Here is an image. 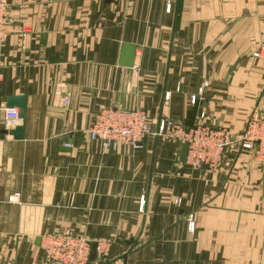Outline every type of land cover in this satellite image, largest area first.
<instances>
[{
	"label": "crops",
	"instance_id": "0c3cea01",
	"mask_svg": "<svg viewBox=\"0 0 264 264\" xmlns=\"http://www.w3.org/2000/svg\"><path fill=\"white\" fill-rule=\"evenodd\" d=\"M10 12L0 264H42V238L65 231L107 245L90 264H264V167L240 147L210 171L160 136L115 149L87 133L110 106L186 126L193 95L211 126L242 132L264 109V0H173L170 12L160 0H10ZM124 44L133 66L119 63ZM13 95L27 97L9 128L24 123L23 138L1 132Z\"/></svg>",
	"mask_w": 264,
	"mask_h": 264
},
{
	"label": "built area",
	"instance_id": "2783aa9c",
	"mask_svg": "<svg viewBox=\"0 0 264 264\" xmlns=\"http://www.w3.org/2000/svg\"><path fill=\"white\" fill-rule=\"evenodd\" d=\"M171 11L173 0H160ZM10 0H0V42L8 36L10 23ZM66 84H57V94H61ZM199 90V94L202 93ZM199 95L191 101L196 104ZM69 103V98L65 99ZM3 125L11 128L20 121L18 108H4ZM208 114L199 110L191 127L178 123L170 116H163L154 125L148 113L141 108L105 107L100 109L87 130L88 136L98 141L104 148H117L126 145L133 149L143 147L150 135L160 136L180 145H188L187 160L196 168L217 170L224 159L227 149L238 146L249 158L264 167V109H254L245 129L234 134L228 127H213L207 122ZM144 203V198L143 201ZM143 208V204H142ZM189 229L193 230L195 221L189 217ZM44 253L42 264H90L92 241L71 231L61 234L48 233L41 241ZM97 256L104 257L108 247L104 242L97 243Z\"/></svg>",
	"mask_w": 264,
	"mask_h": 264
},
{
	"label": "water",
	"instance_id": "95a60500",
	"mask_svg": "<svg viewBox=\"0 0 264 264\" xmlns=\"http://www.w3.org/2000/svg\"><path fill=\"white\" fill-rule=\"evenodd\" d=\"M42 37H45V34H43ZM135 51H136V47L134 45L124 44L119 62L120 65L133 66L135 60ZM12 107L19 108L21 110L20 118L24 120L27 112V97L25 95L9 96L6 100V108H12ZM197 112H198V104L196 103L188 113V120L186 122L187 127H191L193 125ZM24 128L25 127L23 123L22 125L16 126L14 129H2L1 132L4 134H11L15 138H23ZM187 152H188V145L185 144L184 145L185 158L187 157ZM96 248H97V243H92L91 254H90L91 260L95 259L97 256Z\"/></svg>",
	"mask_w": 264,
	"mask_h": 264
}]
</instances>
